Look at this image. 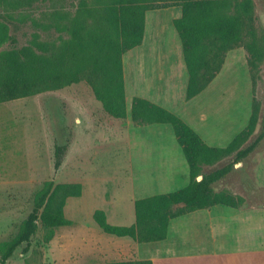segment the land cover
Returning a JSON list of instances; mask_svg holds the SVG:
<instances>
[{
	"label": "trees",
	"instance_id": "obj_1",
	"mask_svg": "<svg viewBox=\"0 0 264 264\" xmlns=\"http://www.w3.org/2000/svg\"><path fill=\"white\" fill-rule=\"evenodd\" d=\"M1 1V0H0ZM82 1L83 15L69 27V37L47 42L35 34L29 44L0 53V104L62 89L85 82L91 87L103 109L115 119L127 117L123 55L140 46L145 33V15L149 10L173 6L182 8L174 20L189 73L187 101L203 92L222 71L229 51L244 48L252 82V112L246 127L226 147H211L181 118L146 100L135 97L131 118L136 126L170 124L189 167V183L174 192L139 199L134 203L136 221L131 226L108 222L103 210L93 219L108 235L130 237L138 243L157 242L167 238L171 219L216 205L240 208L245 200L229 191L215 190V184L244 165L264 141V115L255 100L256 85L264 61V39L257 33L253 0H89ZM89 21V22H88ZM14 41L8 26L0 22V46ZM66 146H56L55 169L58 170ZM232 160L220 168L204 173L224 158ZM201 176V180L198 177ZM249 182L254 185L250 179ZM81 185L45 183L34 207L23 221L17 235L0 256L6 264L21 249L30 251L39 223L45 229L44 243H50L56 229L71 225L64 207L69 196H80ZM99 264H152L151 261H127ZM264 264V263H263Z\"/></svg>",
	"mask_w": 264,
	"mask_h": 264
},
{
	"label": "rangeland",
	"instance_id": "obj_2",
	"mask_svg": "<svg viewBox=\"0 0 264 264\" xmlns=\"http://www.w3.org/2000/svg\"><path fill=\"white\" fill-rule=\"evenodd\" d=\"M253 4L255 27L264 39V0H253ZM93 5L95 0H89V6ZM82 8L81 0H1L0 22L8 26L14 41L4 42L0 53L29 44L35 34L47 42L58 43L61 38H68L69 27L84 14ZM225 63L226 68L218 77L222 89L210 97V109L228 108V112L234 111V118L247 117L249 121L254 95L246 50L229 51ZM255 100L260 107V119L250 141L258 134L264 115V61ZM127 118L128 110L125 119L106 113L85 82L0 104V256L32 211L45 183L79 184L82 189L80 196L66 200L64 214L71 225L57 228L55 237L47 244L45 229L39 223L30 251L22 254L19 249L6 264H73L77 248L85 242L86 246L106 245L102 235L105 233L93 219L96 210L109 213L112 225L136 221L130 161L133 150H139L137 154L142 151L127 142ZM164 134L168 139L167 132ZM155 135L162 138V134ZM56 146L67 147L58 170ZM150 148L149 154L158 162L175 160L176 154L186 161L182 150L171 140ZM231 160L232 156L224 158L205 166L203 171L208 173ZM241 165L237 164V171L215 184V190L242 197L245 203L240 208L264 212V141L247 158L246 172L240 169Z\"/></svg>",
	"mask_w": 264,
	"mask_h": 264
},
{
	"label": "crops",
	"instance_id": "obj_3",
	"mask_svg": "<svg viewBox=\"0 0 264 264\" xmlns=\"http://www.w3.org/2000/svg\"><path fill=\"white\" fill-rule=\"evenodd\" d=\"M181 16L180 6L147 11L142 44L123 55L128 110L127 142L129 146L134 149L139 147L142 151L137 154L139 150H133V159L130 161L134 203L139 199L186 187L189 183V169L187 162L182 161L178 154L175 160L160 162L149 154L150 147L155 143L171 140L175 146L181 147L170 124L134 125L131 118L133 98L146 99L177 115L211 147L229 145L248 122L247 117L234 118V111L230 109L229 113L228 106L225 111L217 107L210 109V97L222 89L218 77L222 75L226 63L203 92L187 101L189 73L183 44L174 26V20ZM155 133L162 134V138ZM106 215L110 222L109 213ZM117 224L131 226L126 223ZM102 235L106 245L92 243V246L87 245L92 250L88 251L83 241V246L77 248V260L73 264L127 261H151L152 264L264 263V212L258 210L225 205L199 209L171 219L167 238L157 242L138 243L130 237Z\"/></svg>",
	"mask_w": 264,
	"mask_h": 264
},
{
	"label": "water",
	"instance_id": "obj_4",
	"mask_svg": "<svg viewBox=\"0 0 264 264\" xmlns=\"http://www.w3.org/2000/svg\"><path fill=\"white\" fill-rule=\"evenodd\" d=\"M202 177L200 176V177H198V179H201Z\"/></svg>",
	"mask_w": 264,
	"mask_h": 264
}]
</instances>
